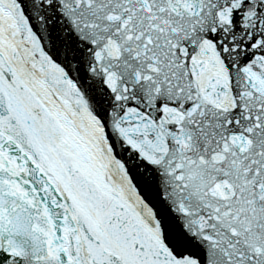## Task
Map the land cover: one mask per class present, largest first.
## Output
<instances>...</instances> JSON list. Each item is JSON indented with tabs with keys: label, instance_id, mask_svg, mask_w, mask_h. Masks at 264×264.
<instances>
[{
	"label": "snow or ice",
	"instance_id": "snow-or-ice-1",
	"mask_svg": "<svg viewBox=\"0 0 264 264\" xmlns=\"http://www.w3.org/2000/svg\"><path fill=\"white\" fill-rule=\"evenodd\" d=\"M0 264H264V0H0Z\"/></svg>",
	"mask_w": 264,
	"mask_h": 264
}]
</instances>
